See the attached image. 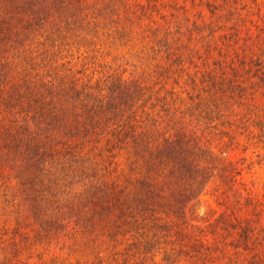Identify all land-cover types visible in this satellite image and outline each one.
<instances>
[{
    "label": "trees",
    "instance_id": "obj_1",
    "mask_svg": "<svg viewBox=\"0 0 264 264\" xmlns=\"http://www.w3.org/2000/svg\"><path fill=\"white\" fill-rule=\"evenodd\" d=\"M250 1L0 0V264H264Z\"/></svg>",
    "mask_w": 264,
    "mask_h": 264
},
{
    "label": "rangeland",
    "instance_id": "obj_2",
    "mask_svg": "<svg viewBox=\"0 0 264 264\" xmlns=\"http://www.w3.org/2000/svg\"><path fill=\"white\" fill-rule=\"evenodd\" d=\"M250 6L253 12L255 13L254 20L258 26L264 27V3L261 2L260 6L257 5L256 2L253 3V1H250ZM181 15V12H179ZM179 17V15H176V18ZM255 161V158L254 160ZM244 179L247 181L248 186L253 189L254 191L259 192V194H264V164H253L252 168H248V166L245 168V171L243 172ZM214 190H212V186L209 187L207 193L203 197L204 203L200 206L199 212L204 214L208 211V204H211L213 206L216 205L215 197H214ZM4 199V198H1ZM2 220H4L3 217H1ZM1 231V230H0ZM7 254L4 249L0 247V261L3 260L4 255ZM23 256H25L23 254Z\"/></svg>",
    "mask_w": 264,
    "mask_h": 264
}]
</instances>
